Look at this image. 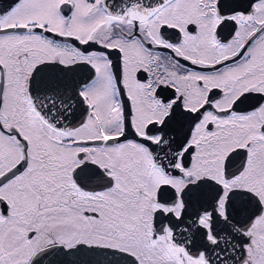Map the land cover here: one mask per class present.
I'll return each instance as SVG.
<instances>
[{"label": "snow or ice", "instance_id": "snow-or-ice-1", "mask_svg": "<svg viewBox=\"0 0 264 264\" xmlns=\"http://www.w3.org/2000/svg\"><path fill=\"white\" fill-rule=\"evenodd\" d=\"M0 264H264V0H0Z\"/></svg>", "mask_w": 264, "mask_h": 264}]
</instances>
